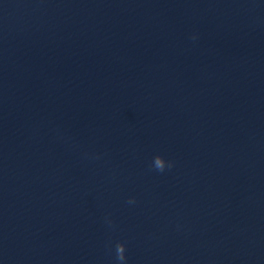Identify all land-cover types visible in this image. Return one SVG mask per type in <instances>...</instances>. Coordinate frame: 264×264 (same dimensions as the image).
<instances>
[{
    "label": "clouds",
    "instance_id": "9594fccd",
    "mask_svg": "<svg viewBox=\"0 0 264 264\" xmlns=\"http://www.w3.org/2000/svg\"><path fill=\"white\" fill-rule=\"evenodd\" d=\"M164 161H166L164 159V157L160 156V155H156L154 158H153V164L152 166L160 171V172H163L166 167L167 168H171L173 165H172V162H169L167 161V165L165 166V163ZM129 203H134V200L130 199L129 200ZM115 251H116V259L118 262H120V264H124L125 260H126V256H125V251H126V248H125V244L122 243V242H118L116 245H115Z\"/></svg>",
    "mask_w": 264,
    "mask_h": 264
}]
</instances>
